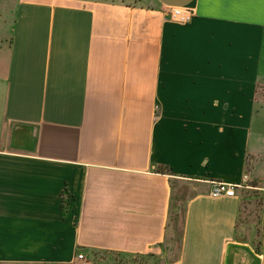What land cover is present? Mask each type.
<instances>
[{"label":"crops","instance_id":"1","mask_svg":"<svg viewBox=\"0 0 264 264\" xmlns=\"http://www.w3.org/2000/svg\"><path fill=\"white\" fill-rule=\"evenodd\" d=\"M262 88L264 0H0V264H264Z\"/></svg>","mask_w":264,"mask_h":264},{"label":"rangeland","instance_id":"2","mask_svg":"<svg viewBox=\"0 0 264 264\" xmlns=\"http://www.w3.org/2000/svg\"><path fill=\"white\" fill-rule=\"evenodd\" d=\"M11 7V4H9V8ZM259 96L264 99V88L259 89ZM244 202L243 203V212L242 215L243 221H247L248 227H246V233L250 234L253 232H259V239L262 240V231H263V222H264V196H262V193L257 188H250L246 189L242 192ZM184 207L181 206L179 209L180 218L177 220L178 228L181 229L183 219H184ZM178 229V230H179ZM174 233V231H173ZM179 237V236H178ZM136 262L138 264H150V260L148 259H136ZM99 263V262H98ZM113 264H129L128 260H124L120 258L119 256H116L112 260ZM101 264H108V260L102 262Z\"/></svg>","mask_w":264,"mask_h":264},{"label":"built area","instance_id":"3","mask_svg":"<svg viewBox=\"0 0 264 264\" xmlns=\"http://www.w3.org/2000/svg\"><path fill=\"white\" fill-rule=\"evenodd\" d=\"M170 15L174 21L187 24L190 23L195 16V10L191 7H170ZM250 184V177L246 173L243 177L242 183H231L223 181H215L211 186L210 195L214 198L222 196L235 197L238 190ZM80 259H84V254H79ZM121 264V263H120Z\"/></svg>","mask_w":264,"mask_h":264},{"label":"trees","instance_id":"4","mask_svg":"<svg viewBox=\"0 0 264 264\" xmlns=\"http://www.w3.org/2000/svg\"><path fill=\"white\" fill-rule=\"evenodd\" d=\"M253 187H256L257 185L256 184H254V185H252ZM67 208V205H66V202H65V200H64V209H66Z\"/></svg>","mask_w":264,"mask_h":264}]
</instances>
